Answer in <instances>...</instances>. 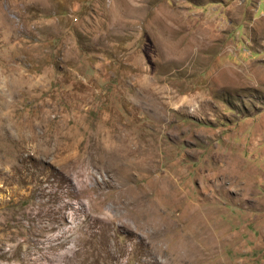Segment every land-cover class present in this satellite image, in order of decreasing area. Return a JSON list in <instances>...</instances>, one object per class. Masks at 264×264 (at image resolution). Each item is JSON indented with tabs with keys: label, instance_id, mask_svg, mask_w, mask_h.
<instances>
[{
	"label": "rangeland",
	"instance_id": "rangeland-1",
	"mask_svg": "<svg viewBox=\"0 0 264 264\" xmlns=\"http://www.w3.org/2000/svg\"><path fill=\"white\" fill-rule=\"evenodd\" d=\"M0 264H264V0H0Z\"/></svg>",
	"mask_w": 264,
	"mask_h": 264
}]
</instances>
